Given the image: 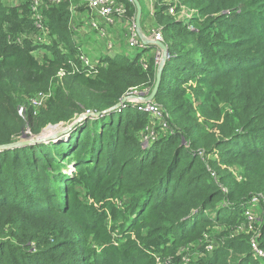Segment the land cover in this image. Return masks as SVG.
<instances>
[{"label":"trees","instance_id":"trees-1","mask_svg":"<svg viewBox=\"0 0 264 264\" xmlns=\"http://www.w3.org/2000/svg\"><path fill=\"white\" fill-rule=\"evenodd\" d=\"M173 1L153 12L172 55L153 98L168 127L126 101L1 150L0 264H264V0ZM115 2L131 49L110 55L85 2L0 0V144L151 92L157 47L130 46L135 5Z\"/></svg>","mask_w":264,"mask_h":264},{"label":"rangeland","instance_id":"rangeland-1","mask_svg":"<svg viewBox=\"0 0 264 264\" xmlns=\"http://www.w3.org/2000/svg\"><path fill=\"white\" fill-rule=\"evenodd\" d=\"M8 1H10V2H15V0H8ZM140 1V4H141V7H142V12H141V16H142V18H141V16H140V19L141 20H143V22H144V24H145V26L146 27H143V23H141L140 22V27H142L141 29H140V31H141V34L146 38V39H151L152 38V33H155V32H159L160 31V33H161V28H160V26H158L157 25V22H156V19H155V15H154V6L155 5H157V6H159L158 4H160V2H157V4H153V6H149V0H139ZM155 3V2H154ZM170 3L171 2H167L166 4H167V6H169V8H168V13L170 14V15H172V16H175V17H177V19H181V20H184V21H187V18H189L190 16H192L194 13H195V7H193V8H190V7H188L187 6V4H185V3H183V4H181L180 5V10L178 11V13H176L175 12V4H172V6H170ZM173 3H178L176 0H174L173 1ZM73 15H75L74 13H73ZM75 16H77V15H75ZM134 19H135V17H134ZM134 19L132 20V24L134 23L135 24V22H134ZM143 28H146V30H143ZM148 29H149V31H148ZM82 31H84V28H83V26L82 25H80V28H79V32H82ZM148 31V32H147ZM170 32H171V30H170ZM130 36V35H129ZM129 38V37H128ZM93 41V44H94V42H95V40H92ZM159 42H162L163 44H164V39H163V37H162V33H161V41H159ZM111 46L113 45V43H109ZM153 46H155V47H157L156 45H154V44H152ZM165 45V47H166V50H167V52H168V55H167V57H166V60L170 57V56H172L170 53H169V51H168V47H167V45L166 44H164ZM106 47V43L104 42L103 44H102V54L104 53H106V54H113L117 49L118 50H120V51H123V52H128L131 48L130 47H127L126 46V44H125V40H124V43L122 42V46L121 47H116V46H114V48H112V49H106L105 48ZM95 50H96V52H98V50L97 49H94L93 51H91V55L89 54V56L91 57L92 56V58H94V54H96L95 53ZM157 53H158V61H160L161 60V55H162V51L157 47ZM126 97H128V102H130V103H132V104H135V105H132V106H134V107H137L136 109L138 110V106L139 105H141L143 102H146V101H143L142 100V98L143 97H146L144 94H142V93H140V92H138V93H135V92H130V93H128L127 95H126ZM149 102H151V103H153L154 105H156V107L158 108V110L159 109H161V112H162V116H164V118H165V122L167 123V121H166V113H164L163 111V108H162V106H160L157 102H155V101H149ZM140 111V110H139ZM86 113V112H85ZM90 113H92V112H90ZM90 113H88V114H90ZM153 117V116H152ZM86 119V118H85ZM83 120H84V118H83ZM65 127H67V125H64V124H58V125H56V126H49V127H46V128H44L42 131H41V133H40V135L42 134L43 135V133H44V135H46V136H53V138L52 139H64V137H66L67 135H68V133L71 131H69V132H64L63 134H58V133H61L62 131H64L65 130ZM59 135V136H58ZM30 137V134L28 133V130H26L25 131V133L24 134H22L19 138H18V140L17 141H20V140H22L24 137ZM34 136V135H33ZM36 136V135H35ZM151 138H152V135L150 134V135H146V136H143L142 137V145L143 146H145V145H147L148 144V142L151 140ZM52 139H49V140H52ZM49 140H46V141H44V142H48ZM69 168V171L72 169V167H71V165L68 167ZM254 208V203L251 205V207H250V210H251V216L254 218V213L255 212H252V209ZM248 220H250L251 218L250 217H248L247 218ZM254 221V220H253ZM253 221L251 222V223H253ZM249 229H251V228H249ZM260 250V249H259ZM262 252V251H261ZM261 256L262 257H264V253H262L261 254Z\"/></svg>","mask_w":264,"mask_h":264},{"label":"built area","instance_id":"built-area-1","mask_svg":"<svg viewBox=\"0 0 264 264\" xmlns=\"http://www.w3.org/2000/svg\"><path fill=\"white\" fill-rule=\"evenodd\" d=\"M60 1L61 0H55V2H60ZM81 1L86 3L87 11H88V12H85V17H82L84 25L88 26L90 30H95L97 34H99L100 36H106L108 33V29L115 24L117 19L124 21L126 24V20L123 18L124 9L121 5L116 4L115 0H81ZM155 1L156 0H149V3H148L149 6H153ZM74 14L77 15L78 13L74 12ZM128 30H129V35H130L128 38L129 39L128 43L130 44V46H137V45L144 44V42L140 39L138 35L136 26L134 23L133 24L131 23L130 26L128 25ZM151 39L153 41H161L160 31L152 33ZM109 46L111 47L110 44ZM85 62L87 63L86 60ZM43 97L44 95L39 94L37 97L32 99V103L34 105H39ZM138 110L148 115H152L156 119H159L160 124L163 128L168 127L165 122L164 116H162L161 109L158 110L156 105H154L153 103L143 102L141 105L138 106ZM85 112L87 114L90 113L89 110H86ZM251 202L255 203L256 198H253ZM245 214L249 215V210H247ZM248 217H250V215ZM251 246H252L253 251L257 255L261 256L263 251L259 247H257L256 243L253 240L251 241Z\"/></svg>","mask_w":264,"mask_h":264},{"label":"water","instance_id":"water-1","mask_svg":"<svg viewBox=\"0 0 264 264\" xmlns=\"http://www.w3.org/2000/svg\"><path fill=\"white\" fill-rule=\"evenodd\" d=\"M136 8V14H135V26H136V30L138 32V35L140 37V39L145 43V44H154L156 45L161 51H162V55H161V60L159 61L158 67H157V71H156V80L155 83L153 85V88L151 90V92L146 96L143 97L142 100L149 102L152 101L154 98V95L158 89L159 83H160V77H161V72L163 69V66L165 64L166 61V57L168 55V52L166 50L165 45L162 42L159 41H153L152 39H146L142 34H141V27H140V16H141V6L138 0H131ZM128 100V97H124L122 98L121 101H119L116 105H114L113 107H110L106 110L103 111H99V112H92L90 114L87 113H83L81 114L78 118L74 119L71 123H69L67 125V127H65V130L62 131L61 133L58 134H63L64 132H69L75 125H77L79 122H81L83 120V118H93V117H100L103 116L105 113H109L114 111L115 109L119 108L120 106H122L124 103H126V101ZM63 124V123H62ZM56 126V125H54ZM49 127V126H48ZM59 136V135H58ZM53 136H46V135H40V133L36 136L30 135V137H24L22 140L20 141H14L8 144H0V151L4 150V149H10V148H16V147H22V146H26V145H32L35 143H39V142H44L46 140L52 139Z\"/></svg>","mask_w":264,"mask_h":264},{"label":"crops","instance_id":"crops-1","mask_svg":"<svg viewBox=\"0 0 264 264\" xmlns=\"http://www.w3.org/2000/svg\"><path fill=\"white\" fill-rule=\"evenodd\" d=\"M124 27H125V22L117 19L115 24L108 29L107 37H108L109 43H113L114 46H116L118 48L122 46L121 39L123 38L124 33H125L124 29H123ZM143 27H146L144 22H143ZM143 30H146V28H143ZM148 31H149V29H148ZM128 40L129 39H127V41ZM118 51H120V50L117 49L115 52H118ZM94 58H95V56H94Z\"/></svg>","mask_w":264,"mask_h":264},{"label":"bare ground","instance_id":"bare-ground-1","mask_svg":"<svg viewBox=\"0 0 264 264\" xmlns=\"http://www.w3.org/2000/svg\"><path fill=\"white\" fill-rule=\"evenodd\" d=\"M43 135H44V133H43Z\"/></svg>","mask_w":264,"mask_h":264}]
</instances>
